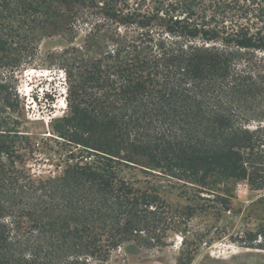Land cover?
Here are the masks:
<instances>
[{
  "label": "trees",
  "instance_id": "trees-1",
  "mask_svg": "<svg viewBox=\"0 0 264 264\" xmlns=\"http://www.w3.org/2000/svg\"><path fill=\"white\" fill-rule=\"evenodd\" d=\"M57 36L66 109L39 138L18 76ZM230 181L264 186V0H0V264H125L175 235L191 264Z\"/></svg>",
  "mask_w": 264,
  "mask_h": 264
},
{
  "label": "rangeland",
  "instance_id": "rangeland-1",
  "mask_svg": "<svg viewBox=\"0 0 264 264\" xmlns=\"http://www.w3.org/2000/svg\"><path fill=\"white\" fill-rule=\"evenodd\" d=\"M66 45L62 37L43 38L38 44L37 62L18 76L17 90L22 101L19 118L25 127L23 130L39 138L48 135L50 119L63 115L66 109L64 74L49 63V53ZM52 148L56 150L48 142L28 161L33 172L55 171L59 162ZM221 186L219 194L230 200V209L192 217L191 231L209 228L205 240L210 241L199 247L191 264H264V186L254 189L244 181L222 182ZM180 240L175 235L167 246L154 248L125 245L112 252V260L125 264H176L182 249Z\"/></svg>",
  "mask_w": 264,
  "mask_h": 264
},
{
  "label": "bare ground",
  "instance_id": "bare-ground-1",
  "mask_svg": "<svg viewBox=\"0 0 264 264\" xmlns=\"http://www.w3.org/2000/svg\"><path fill=\"white\" fill-rule=\"evenodd\" d=\"M62 105V104H61Z\"/></svg>",
  "mask_w": 264,
  "mask_h": 264
}]
</instances>
